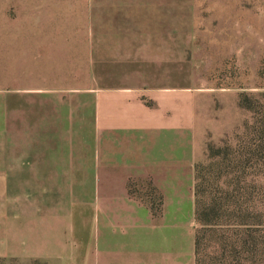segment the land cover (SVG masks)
<instances>
[{"label":"rangeland","instance_id":"1","mask_svg":"<svg viewBox=\"0 0 264 264\" xmlns=\"http://www.w3.org/2000/svg\"><path fill=\"white\" fill-rule=\"evenodd\" d=\"M87 1L0 0V264H36L8 257L6 247L35 246L41 231L69 223L85 228L101 191L99 173L83 167L90 146L93 156L97 152V142L86 139L96 133L85 107H94V97L25 91L53 82L80 89L85 76L22 72L23 64L36 57L42 37L86 35L95 41L128 33L141 41L131 54L134 71L142 74L140 86L169 89L178 110L187 102L189 120L187 155L182 150L187 189L152 190L130 178L128 195L160 199L163 192H182L193 247L200 228L195 189L201 186L199 201L218 233L202 234L196 261L264 264V0H93V6ZM89 20L99 27L74 28ZM108 20L156 27L113 34L100 27ZM54 132L61 140L50 139ZM53 152L62 157L61 167L43 172L41 162ZM63 154L75 160L77 173L65 169ZM212 202L220 205L214 213Z\"/></svg>","mask_w":264,"mask_h":264},{"label":"crops","instance_id":"2","mask_svg":"<svg viewBox=\"0 0 264 264\" xmlns=\"http://www.w3.org/2000/svg\"><path fill=\"white\" fill-rule=\"evenodd\" d=\"M87 3L93 6V0ZM93 23L89 20L74 28L99 27ZM139 23L108 20L100 27L113 30V34L118 29L156 27ZM137 39L135 42L130 33L95 41L86 35L42 37L37 42L36 57L30 58L27 66L23 64L22 72L85 76L80 89L76 84L74 89L70 85L62 89L53 82L25 91L84 92L86 97H94V107L91 104L89 108L87 102L85 107L89 109V123L94 119L96 133L95 137L87 134L86 139L97 142V152L93 156L90 146L83 167L85 172L99 173L97 188L101 191L95 201L96 213L86 214L85 228L69 223L65 229L41 231L35 246L26 242L10 250L6 247L8 257L36 264H196L195 245H189L188 197L182 192L176 196L163 192L160 199L128 195L130 178H137L142 188L152 190L187 189V181L184 186L182 182V150L185 148L187 155L188 104L183 107L181 103L178 110L169 89L140 86L137 79L142 74L131 65L133 47L141 44ZM124 55L128 57L120 58ZM150 101L154 106L148 105ZM55 134L51 140L60 139ZM51 156V160L39 162L43 172L61 167V156L56 158L55 152ZM64 157L65 169L77 173L75 160L70 155ZM69 217L76 221L71 214Z\"/></svg>","mask_w":264,"mask_h":264},{"label":"trees","instance_id":"3","mask_svg":"<svg viewBox=\"0 0 264 264\" xmlns=\"http://www.w3.org/2000/svg\"><path fill=\"white\" fill-rule=\"evenodd\" d=\"M229 187L226 188V190L224 191V193H229ZM202 192L201 190V186L197 185L196 189H195V196H196V219L198 221V223L200 224V228L196 233V238H195V249H196V254L199 252V247L201 245V236L203 233H218L217 232V228H215V226L212 225L211 220L209 219V214L206 213V206H203L201 204V202L199 201L200 198V193ZM211 208L210 210H212V212L214 213L215 209L218 207V209L220 208V205H218V203L216 202H212L211 204ZM210 207V206H209ZM247 231V230H246ZM245 231V232H246ZM235 238V237H234ZM238 238V237H236ZM235 241V240H234ZM236 244V241H235ZM196 264H199V260L196 261Z\"/></svg>","mask_w":264,"mask_h":264}]
</instances>
